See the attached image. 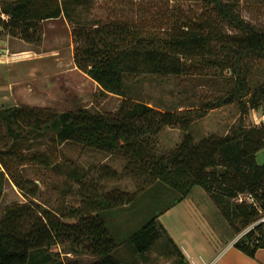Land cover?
I'll list each match as a JSON object with an SVG mask.
<instances>
[{
  "label": "trees",
  "instance_id": "obj_1",
  "mask_svg": "<svg viewBox=\"0 0 264 264\" xmlns=\"http://www.w3.org/2000/svg\"><path fill=\"white\" fill-rule=\"evenodd\" d=\"M202 2L204 8L193 19L153 28L106 19L91 21L86 12H92L93 0H0V36L38 42L43 23L65 19L73 26L76 67L104 93L122 98L119 109L110 114H94L85 108L67 112L30 106L0 109V201L6 175L27 198H37L41 192L37 181L14 173L15 161L21 166L36 161L77 182L86 177L76 170L67 172L52 155L41 153L45 141L117 154L126 160L125 173L136 184L135 193H108L106 200L94 201L87 213L73 211L68 216L31 202L7 206L0 219V264H35L38 252L66 244L70 246L67 253L95 256L91 264H126L113 256L117 245L101 215L131 206L137 196L157 186L175 195L173 205L184 201L196 187L203 189L234 230V238L261 221L264 165L257 162V155L264 148V125L247 127L243 117L264 107V85L255 89L250 85L251 60H264V28L245 19L238 0ZM226 70L233 82L228 93L184 111L155 109L134 101L126 90L128 77H203ZM235 103L242 104V115L226 136L212 134L196 140L190 134L191 126L209 111ZM165 128L184 133L179 147L167 155L158 154L154 147L156 136ZM115 176L117 171L106 170V177ZM240 194L250 195L256 205L236 204ZM160 241L164 242L163 255L175 257L176 264H188L157 218L133 234L128 244L146 260ZM234 246L255 258L264 249V222Z\"/></svg>",
  "mask_w": 264,
  "mask_h": 264
},
{
  "label": "rangeland",
  "instance_id": "obj_2",
  "mask_svg": "<svg viewBox=\"0 0 264 264\" xmlns=\"http://www.w3.org/2000/svg\"><path fill=\"white\" fill-rule=\"evenodd\" d=\"M238 1L241 2L239 10L245 19L264 28V0ZM204 6L202 0H156L150 3L141 0H93V10L86 12V15H89L91 21L106 19L111 22L159 28L167 27L166 25L176 26L181 20L193 19ZM42 34V39L34 43L18 37L0 36V51L6 48L9 52L12 50L10 55L8 51H2L10 59L7 61L5 58L0 62V109L23 107L26 106L23 102L29 101L33 104L27 106L53 108L59 112L81 108L94 114L116 112L122 98L104 93L97 83L76 69L73 26L63 18L48 21L42 24ZM17 52L19 55L11 56ZM22 52L28 53L22 55ZM40 54H43L41 58L38 57ZM16 62L23 64L17 65ZM251 65L250 85L255 89L264 85V60L253 58ZM127 80L126 90L134 101L143 102L158 110L178 112L197 108L205 102L220 98L233 86L231 72L227 70L218 72L217 76L142 75L128 77ZM13 82L17 83L15 89L20 90L11 98L10 87ZM28 88L31 89L30 97H25L21 91ZM241 115V103L211 110L206 117L191 126L190 134L196 140H201L214 132L221 133L227 129L230 132L232 127L239 124ZM243 119L247 127L263 126L264 107L250 110ZM183 137L184 133L179 128H165L156 136L154 147L158 154H170L179 147ZM45 143L39 148L41 153L46 151L52 155V160L65 167L67 172L76 170L86 177L82 182H77L67 174L59 175L42 167L36 161L29 160L24 166L15 161L12 163L14 173L37 181L41 192L37 198H27L13 182L6 180L0 201V218L5 208L13 203L31 202L69 216L73 211L90 212L94 208L92 203L106 200L108 193H135L136 184L125 173L127 162L121 156L98 152L73 143L56 146L46 141ZM257 162L264 165V148L258 153ZM106 170H115L118 176L106 177ZM174 198L175 195L168 193L163 186H157L137 196L131 206L103 212L101 217L107 223L117 245L113 256L126 264H176L175 257L162 254L163 241L156 244L146 260L141 259L128 244L130 237L153 218H157L164 225L169 235L182 248L187 262L188 259L194 262L205 260L207 254L199 250L202 239L209 241L210 236L215 245H225L230 240L236 242L264 219L261 217V221L234 238V230L203 189L196 187L189 197L175 205ZM234 202L256 205L253 198L247 194H240ZM194 210L199 215V221L207 222L206 230L195 219ZM65 220L76 223V220ZM69 248V244H66L55 246L48 251H40L35 255V264H55L60 261L66 264H91L97 260L89 254L67 253ZM47 257L49 261H46Z\"/></svg>",
  "mask_w": 264,
  "mask_h": 264
},
{
  "label": "crops",
  "instance_id": "obj_3",
  "mask_svg": "<svg viewBox=\"0 0 264 264\" xmlns=\"http://www.w3.org/2000/svg\"><path fill=\"white\" fill-rule=\"evenodd\" d=\"M6 49L0 51V62H3L2 59H5V58L10 59V57H8V55H6V54H3L2 51H4V52L8 51L7 53H9V55H10V52L12 50H10V52H9V50L8 49L6 50ZM24 53H28V52H22L21 54L23 55ZM16 55H19V52L14 53V55H11V56L14 57ZM42 56H43V54L38 55L39 58H41ZM9 59L7 61H9ZM16 64L18 65V64H23V63H20V62L17 63L16 62ZM76 69L79 70L77 67H76ZM88 78H90V77L88 76ZM16 84L17 83L13 82L12 87H10V92H11L10 97L11 98L15 97V92H17V90H20V89H15ZM30 91H31V89L28 88V89L22 90L21 92L23 93V96L30 97ZM12 104H14V103H12ZM17 104L18 103L16 102L15 105H17ZM23 104L27 106V105H31L33 103L29 102V101H25V102H23ZM2 105H4V104H2ZM38 108H40V107H38ZM228 133H229L228 129L222 131L221 133L220 132L219 133L214 132V134L220 135V136H226ZM208 136H210V135L208 134L205 137H208ZM6 177H7L6 180H9L7 175H6ZM6 180H5V182H6ZM193 215H194L195 219H197V222L200 223V226L206 230L207 222L206 221L205 222L199 221L198 220L199 215L195 210L193 211ZM233 241L234 240H230L225 245L223 243L220 245H215L213 243V241L210 239V236H209V241H208V239H204V240L202 239V245H199L200 246L199 250L204 251L207 254L205 256L206 257L205 260H203L201 262H194L193 260L188 259L189 262H187V261L186 262L188 264L189 263L190 264H264V249H259L255 255V258H252V257H249L248 255H246L245 253H243L242 251H240L239 249L235 248V246H234L235 241L234 242ZM180 249H182V248H180Z\"/></svg>",
  "mask_w": 264,
  "mask_h": 264
},
{
  "label": "built area",
  "instance_id": "obj_4",
  "mask_svg": "<svg viewBox=\"0 0 264 264\" xmlns=\"http://www.w3.org/2000/svg\"><path fill=\"white\" fill-rule=\"evenodd\" d=\"M262 222H264V219L260 223H262Z\"/></svg>",
  "mask_w": 264,
  "mask_h": 264
}]
</instances>
